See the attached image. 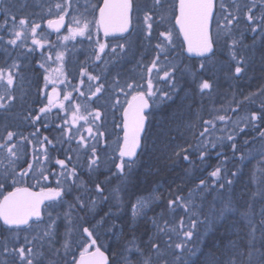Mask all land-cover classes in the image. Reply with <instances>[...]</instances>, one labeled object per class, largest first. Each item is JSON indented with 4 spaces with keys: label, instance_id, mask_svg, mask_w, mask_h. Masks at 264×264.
I'll list each match as a JSON object with an SVG mask.
<instances>
[{
    "label": "snow or ice",
    "instance_id": "1",
    "mask_svg": "<svg viewBox=\"0 0 264 264\" xmlns=\"http://www.w3.org/2000/svg\"><path fill=\"white\" fill-rule=\"evenodd\" d=\"M72 4L73 0H56V2L50 3L47 11L51 15L55 9L56 18L47 20L48 28L59 33ZM27 7V0H16V3L10 6H7V0H0V13H2L0 15V48H3L8 56L12 55L9 49L22 50L10 64L0 67V110H3L5 114V123L0 125L3 127V134L0 135V175H3L6 180L11 179L12 184L16 185L18 181H23L30 172L35 178L33 163H36L39 166L40 178L44 181L48 180V176L45 175L46 162H49L50 159L48 146L55 148V145L47 136L38 137V127L30 136H25L22 132L9 130L7 123L15 104L19 102L23 106L27 103L28 89L31 87V81L26 80L23 75L20 56L27 57L38 50L40 52L38 66L47 73L43 76V88L38 91L43 94L49 84H52L53 88L51 94L46 96L47 104L39 107L38 110H28L22 119L35 127L37 122H42V116L46 119L53 107L65 111L66 115L61 118L63 123L57 125L62 134V142L68 144L69 152L76 154L77 161L81 159V153H83L86 157L85 170L89 174L95 173L104 163L97 154V144L104 135L102 131H99L100 125L97 123L101 121L102 113L99 108H91L87 102L83 104L74 102L72 92H66L62 97L63 101L69 102L67 107L65 103L61 102L56 85L64 83V80L53 78L45 66L48 62L53 61L52 49L59 46L52 45L46 36L38 32L41 29L40 23L29 16L20 15ZM77 11L79 10L77 9ZM85 13L80 16L73 15L70 21L72 26L67 29V35L58 36L57 39L68 42L87 35V38L92 40L93 29L97 36L102 29L104 37L114 33H128V36L123 39L130 47L131 37L134 33L143 36L146 41H151L154 38V25H157L156 38L159 39V43L155 45L156 55L151 65L146 68L148 74L147 93L136 90L142 87L141 85L127 83L121 86L118 76L110 85L113 89H118L120 93H125V88L135 91V94L132 95V102L128 104V108L123 113V146L118 149L120 162L115 165L122 181L127 179L136 163L135 157L137 149L141 147L142 134L145 135V139L147 138L145 122L148 117L144 113L145 109L149 107V99L156 95L153 91L151 78L153 70L159 74L163 66L162 78L174 79L172 73L175 71V66L172 61L168 60V50L176 46L173 31L175 26H179V33L183 35L189 53L195 52L210 60L211 56L216 55L213 50L214 44L217 46L222 44L223 48L227 50L229 60L234 62L231 67L235 78H241L242 74L246 73L248 59L243 53L250 47L244 44V30H240V25L242 23L247 25L246 31L252 34L253 46L257 37L264 44V0H247L246 3L238 2V0H143V3L140 0H101V5H90L85 9ZM214 13H216L215 35L211 31ZM87 14H91L93 19L89 20ZM134 19L135 25L133 24ZM170 20L174 21L171 27L164 31H158L160 25L170 23ZM238 30L239 34H237ZM95 44L98 49L95 53V60L100 61L101 54L105 52L108 45L101 43L98 38L95 40ZM117 48L120 49V53L125 52V44H117L110 49L111 53L119 56ZM162 54L164 55L163 61H161ZM64 58L65 51L55 52V62H58L61 68ZM200 67L204 69L205 65L201 63ZM59 75L63 76L64 74L60 72ZM81 77V86L85 83L83 77H87L89 81L88 99L100 97L105 93V83L101 81L100 75H92L87 68H84L81 70ZM198 87L201 93L205 90L210 92L213 84L207 79H201ZM73 91L79 92V87L73 86ZM259 94L264 95V88L260 90ZM79 95L83 97L86 96V93L79 92ZM254 95L257 93L249 94L244 99L251 101ZM165 97L170 98L167 93H163L161 99ZM116 103H119L118 99ZM239 103L242 102L237 101V104ZM231 111H236V109L232 108ZM230 119L231 117L226 115H216L214 119L203 122L204 128L199 133L200 139L195 146L201 161L208 155L209 147H216V143L212 140L216 129L215 121L227 123ZM243 121L245 128L251 126V128L257 129L259 127L257 122L264 124V103H261L258 110L243 117ZM233 123L240 132L244 131V128L239 127V121ZM85 132L87 135L84 134ZM259 136L264 140V130L259 131ZM216 139L221 141L219 137ZM34 140L39 148L33 145L32 162H28L24 159L26 156L24 149L26 144H33ZM227 140L233 141L231 148L235 154L238 149L234 142V136L229 134ZM73 142L77 145L75 149L71 146ZM177 147L179 150H173L172 155L180 156L181 153H185L182 158L189 161L187 153L193 146L189 145L186 148L178 145ZM245 159V155L242 154L239 157V164L245 166ZM226 160L227 158L221 162V166L215 167L209 174L210 180L199 179V183L189 190L187 195H181L180 191L174 195L170 194L171 198L167 201L168 210L172 213H175L177 209L181 210L187 217V224L184 218H180L177 223L165 220L163 215L159 218L147 217L146 209H149L160 199L159 194L155 191L147 196L137 198L136 203L132 206L133 225L129 228L132 236L124 244L120 264H189L188 257L190 254L194 255L196 249L189 248L188 245L195 243L193 237L198 235L197 224L226 221L230 215L237 212L231 190L234 182L239 181L242 170L238 167L235 172H231L232 179H228V169L224 168L222 175V165ZM21 162L26 163L27 167L18 169L17 165ZM260 163L264 165V161ZM55 164L60 167V172L57 174V187L42 188L39 193L31 191L27 187H14L13 191H9L0 199V222L6 231L13 233V240L17 239L20 231L30 234L24 237L22 243H16L11 247L5 241L2 250L4 258L0 259V264H59L56 260L46 261L45 249L52 256L60 255L61 250L56 248L55 244L58 235L57 220L61 218L58 209L68 203L64 197L72 195L74 187L81 192V195L74 197L75 203H68V210L63 213V218L69 222L73 218L74 212L95 213L98 204L108 200V197L105 196L103 181H94L92 187L89 188L78 174L77 167L75 165L69 167V164H72L71 156H67L66 159H56ZM258 171L259 175L254 172L250 178L252 182H255L256 189L249 193L250 202L247 205V210L240 214L247 221L245 225L247 230L241 228L236 232V239L228 241V245L221 250V257L217 258L213 255L205 261V264H264V208H261L258 219L251 211L254 202L264 203V166ZM3 187V183H0V189ZM118 191L115 190L112 193L114 199H119ZM245 191H247V185ZM213 193H215V203L219 206L213 207L211 216L201 221L202 209L196 201H203L207 195ZM45 201H48V204H45ZM54 212L56 215H53ZM105 215H111V213ZM141 216L149 219L154 228V232L146 241L140 240L135 235V221ZM99 223H104L103 218ZM235 226L234 221L233 227ZM82 231L87 235L88 243L80 252L78 260L72 256L70 260L66 261V264H98L95 260L97 256L101 258L99 264H107V257L99 247H96L93 253L88 251L89 248L96 245L93 232L87 227H84ZM120 234H123V229H120ZM68 236L69 233L65 232V239L61 245L65 256L70 251ZM119 238L118 236L117 239ZM9 256L12 257L11 261L7 259Z\"/></svg>",
    "mask_w": 264,
    "mask_h": 264
},
{
    "label": "rangeland",
    "instance_id": "2",
    "mask_svg": "<svg viewBox=\"0 0 264 264\" xmlns=\"http://www.w3.org/2000/svg\"><path fill=\"white\" fill-rule=\"evenodd\" d=\"M47 1L50 0H33L30 5H28L27 9L23 13H20V15L29 16L38 23L43 22V19L48 18L55 13L54 9L53 14L50 15L48 13V5H45V2ZM87 1L89 2L87 8L90 5H95L96 3V0ZM140 2L143 3V0H140ZM238 2L246 3L247 0H238ZM172 24H174V21L170 20V23L160 25L158 31H164L166 30V28L171 27ZM213 28V35H215L216 19ZM246 28V24L242 23L240 25V30H244V38L252 40V34L246 31ZM173 31L174 42L176 46L168 50V60L172 61L175 66V71L172 73L174 79L166 80L162 78L163 66L161 67V71L159 72V74H157L155 70H153L151 74L153 87H156L155 91L157 92V94H160L162 96L163 93H167L168 97L170 98L166 97L164 100H161L159 96H155L154 98L155 105L152 113L149 114V133L146 134L147 138L145 139V149L143 154H140L138 156L136 163L133 165V167L136 168L135 172L138 171V173H142V168H144L145 170H147L146 172H148V168L153 165L154 162L162 161L161 156L165 152L164 147L166 146V141L168 140H170L173 144V148H171V151L169 153L170 156L173 150H179L177 147L178 145L186 147V142H182L185 140L187 142H192L193 147L189 148L190 151H197L195 150L196 144L194 143V139L192 137L198 136V138H200L199 133L203 131L204 128L203 122L206 120L214 119L216 115H226L227 111L232 107V105H234L233 103L237 104V101H239V96L242 97V100L240 102H244V104H237L239 108H242V113L240 114V116H237L235 118V121H239V125L244 124L243 117L247 116L251 111L250 108L252 103H256L255 106L257 109H259L261 106V104H257L258 102L264 103V95L259 94L260 90L264 88V72H260V70L262 69H259V73H256L254 70L250 71L246 68V73L242 74L241 78H235L233 76V71H231L230 74L228 73V67H231L234 62H231L229 60L227 50L223 48L222 44L217 46L216 55L212 56L210 60L207 59L204 61L190 62L186 60L183 55V45L178 37L176 28H174ZM237 34H239V30ZM153 37L154 38L151 39V41H146L144 40L143 36L134 33L131 37V46L129 47V45L125 42L124 53H120V49H116L117 53H120L119 56L112 54L110 51L113 46L117 45V42H114L111 44V46L105 49L103 56H101V58L103 57L104 59H101L98 63L102 64V66H105V74H103L102 82L105 83L106 91L104 94H102V96L95 98L94 101H97L96 105L100 110L102 109L103 111V119L101 120L99 131H102L101 129L106 131L108 137V145L107 149L104 150V152H108L111 157L109 160L103 163L102 170L100 168L99 171L89 174L85 170L86 157L83 155V153H81V159L77 161L76 154L74 152H69L68 144L62 142V134L60 132V140L62 144L60 159H66L67 156H71L72 164H69V167H72L73 165L77 167L78 174L86 182L89 188H91V182L87 181V178L95 176L101 173V171L103 172L102 175L105 176L104 183H113V185H105V192L108 200L103 203L107 205V208H109L107 213H111V215H107V217H110L114 221L111 225L106 226L102 229L93 227L92 232L98 246L114 257L115 264H120L121 253L123 252L124 244L127 240L131 239L132 233L129 231V228L133 225L132 206L136 203L137 198L147 196L155 191L159 194L160 199L149 209H146L147 217L159 218L161 215H163V218L165 220L176 221L177 223L180 218H184L187 224V217L181 210L177 209L175 213H172L168 210L167 206L166 208H164L163 206L164 204H167L166 200L171 198L170 194L174 195L177 191H180V194H183L184 189L182 186L184 185V182L187 180V178L192 176L188 175L187 173L192 172L193 169H184L183 171L185 172V174L176 179L180 181V188L177 190H171L168 186H166L164 182L146 184L141 187L139 186V189H134L136 182L134 178V170L132 169L127 179L122 181L120 174L115 167V165L120 162L118 149L121 147L123 142V138H121V127L119 126V131H116V127L120 123L116 115L118 111L119 113L121 112L124 104H126L130 96L134 95L135 91L125 88V93L127 94L120 93L118 89H113L112 87H110V85L113 84L114 78L118 76L121 86L127 83H133L134 85L142 86L136 89L137 91H147L148 74L146 68L151 65L152 60L155 58V45L159 43V39L156 38L157 25H154ZM62 50H65V48H62ZM244 52L245 53L243 54L246 56V50ZM248 52L250 53V57L246 56L248 59V66L251 64L264 66V44L261 43L259 37L256 38L255 45L252 46V48L250 47ZM72 53L73 50L71 51V54ZM76 56L79 58V52L76 54ZM163 60L164 55L162 54L161 61ZM4 62L5 53L3 48H0V67L4 65ZM201 63L205 65L204 69H201ZM80 64H85L84 59H81L72 65L75 66ZM75 69L76 67H73V69H70L68 71L70 76H75L76 72H73ZM201 79H207L213 84V88L210 92L208 90H205V92L203 93L200 92L198 84ZM244 81H246V84L253 86V88L251 87V89H248L247 91L239 90L238 94L237 84H241ZM223 82H225L226 84L224 87L223 85H221ZM254 86H256V88H254ZM222 91H224L226 97H223L224 93H222ZM252 93H257V95L252 96L251 101L244 99L245 96H249V94ZM117 99L119 100L118 104L116 103ZM168 109H171L174 114L177 112H181L184 117H182V120H176L174 121V124H171V122L168 121L167 118H165V113ZM189 112L193 113V119L187 118V114H189ZM1 117L0 125H3L5 123V119ZM9 122L11 121H7L8 124ZM62 123L63 121L61 120V124ZM215 123V133H219V130H217L219 126H224L226 124L230 126V123L233 124V122L229 121H227V123L215 121ZM95 130L96 129L94 128V131ZM103 133L105 132L103 131ZM2 134L3 127L0 126V135ZM84 134L87 135L86 132ZM71 146L73 149L77 147L75 142H73ZM262 153L264 152L252 151L248 153V156H246L244 162L245 166H240L242 175L240 176L239 181L234 182L232 186L231 195L234 203H238L239 205L241 204V206L244 207L245 211L247 210V205L250 202L249 193L255 191L256 189L255 182H252L250 179L251 175L254 172L259 175L260 173L258 169L264 166L260 163L261 161H264V155H261ZM27 157L29 158L27 161L32 162V149H30ZM22 164L23 162L18 164L17 168L20 169V167H22ZM247 165L249 167H247ZM48 166L49 164H46L47 171H49L50 168V166ZM57 168L60 172L59 165H57ZM194 170L197 169L194 168ZM125 171L127 172V169ZM28 176L30 177V175ZM28 180L35 186H44L43 183H38V181L40 180L33 178V176H31L30 178L25 177L23 181H18L16 185H13L11 179L6 180L3 175H0V183H3L4 185V187L0 189V199L7 191H9L10 188L21 186ZM246 185L247 191H245ZM55 186L57 187V185ZM115 190H119V199H114L112 196V193ZM76 195H81V192L74 187L72 195H66L64 199L68 203H75L74 197ZM128 201L132 202L130 210L127 209L129 203ZM68 203L64 204L61 208L58 209V212L61 214V218L57 220L58 235L56 237L57 242L55 244V247L61 250L60 255L52 256L45 249L46 261L56 260L59 262V264H66V261L70 260L72 256L77 257V255L81 251H83L84 246H86L88 243V239L85 233H83L82 229L85 227V224L92 222V213L88 214V221L85 219V215L82 212H74L73 218L69 222L68 220H65L63 218V213L68 210ZM259 203V201L254 202L251 209L257 219L258 214L261 210V207H258L256 205ZM218 206L219 205L216 204V207ZM53 215H56V213L54 212ZM142 218L144 217L141 216L136 219L134 227L142 222ZM143 222L148 224L147 228H144L143 226L142 232L138 231L135 233V235L140 238V240L146 241L148 237L151 236L154 232V228L149 219H145V221ZM245 224H247L246 220ZM113 225H115V227H113ZM238 225L239 223L236 224L235 227L232 226V230H234L232 232L236 233L240 231ZM120 229H123V234H120ZM65 232L69 233L68 239L70 241V251L67 256H65L64 250L61 248V245L63 244L65 239ZM26 235L30 234L26 231H20L17 235V239L13 240V233L6 231L4 228H0V259L4 258L2 255V250L3 243L5 241L11 247L16 243H22ZM118 236L120 237L119 239H117ZM203 241L204 237L201 242ZM203 245V249L201 248L202 254L199 258V264H205V261L211 258L213 255H215L217 258L221 257V253L215 254V252L210 248L204 249L208 246L207 241ZM92 248L93 247L89 248L88 250H91ZM198 252H196L194 255H189V264H195L193 263V261L195 260V255ZM7 259L11 261L12 257L9 256L7 257Z\"/></svg>",
    "mask_w": 264,
    "mask_h": 264
},
{
    "label": "flooded vegetation",
    "instance_id": "3",
    "mask_svg": "<svg viewBox=\"0 0 264 264\" xmlns=\"http://www.w3.org/2000/svg\"><path fill=\"white\" fill-rule=\"evenodd\" d=\"M32 1L33 0H27L28 5H30ZM54 2H56V0L54 1L50 0V1L45 2L46 3L45 5H49L50 3H54ZM14 3H16V0H7V6H10ZM88 3L89 2L87 0H73L72 8L69 10V14L65 18L64 27L60 29L59 33L55 32L53 29L48 28L47 26V20L55 19L56 18L55 15H52L48 18L43 19L44 21L40 22L41 29L38 30V32L42 33L44 36L47 37V39L51 42L52 45L59 46V47L52 49L53 61L48 62L45 66L49 69V72L53 75V78L57 80H64V83H58L56 87L60 93L61 102L65 103L66 107L69 104V102L63 101L62 97L66 92H72L74 102L81 103V104L87 102L91 108H99L96 105L97 101H94L95 98L88 99L87 97L88 86H89V81L87 80V77H83L85 83L82 86L80 85V80L82 78L81 70L84 68H87L88 72L91 73L92 75H100L101 81H102L103 74H105V71H104L105 66L104 65L102 66V64H98L100 61L95 60V53L96 51H98L97 46L95 44V40L98 38L101 43H107L109 47L114 42H117V44H121V43L125 44L123 37L128 36L127 34L122 37H104L101 30L97 36L95 29H93L92 40H89L87 38V35L84 37H77L75 40H70L68 42H63L62 40H58L57 39L58 36L67 35V29L70 26H72L70 24V21L73 15L80 16V14H86L85 9L89 5ZM95 5H101V0H96ZM77 9L79 11H77ZM0 15H2V13H0ZM96 15L98 16V13ZM87 18L89 20H92L93 16L91 14H87ZM133 24L135 25V19L133 20ZM65 44H66V47H65ZM251 45L253 46V43H251ZM29 46H31L30 43H29ZM62 48H65V50H62ZM117 49L119 50V48ZM72 50H73V53L71 54ZM9 51L12 53V55L8 56L5 54V62H4V65H2L1 67H6L8 64L12 62L13 59L17 57V55H19L22 52L21 49H16V50L9 49ZM45 51L47 52L48 49L46 48ZM56 51H65V58L63 61L62 68L58 62H55L54 55ZM78 52H79V58L76 56ZM101 56H103V54ZM81 59H84L85 64H80V65H75V66L72 65ZM101 59H104V58L102 57ZM39 60H40L39 50L31 55H28L27 57H24L23 55L20 56V62L23 66L22 67L23 75L25 76L26 80L31 81V87L28 89L29 95H28L27 103L21 106V104L17 102L15 106L12 108L11 115L8 117L7 121H11L9 122V125H10L9 130L22 132L25 136H30V134L35 131V128L38 127L39 128L38 137L42 138L43 136H47L48 139L52 141L53 145H55V148H53L52 146H48L50 159H49V162H46V164H49L50 168H49V171H47L45 167V175L48 176L47 181H44L43 179L40 178L39 166L36 163H33V168L35 170V179L40 180L38 181V183H43L44 186L42 187L35 186L29 180L25 182L23 185H21V186H30L33 189L41 190L42 188L43 189H47L49 187L55 188V187H52L51 185L57 184V179H58L57 174L59 173V171H58L57 165L55 164V160L60 159L61 147H62L61 140H60L61 131L57 127V125H61V120H62L61 118L64 117L66 113L65 111H62L61 109H59L58 107H53L51 111L47 114L46 119L45 117L42 116L41 118L42 122H37L35 127L31 123L23 121L22 117L27 114L28 110H38L39 107H42L45 104H47L46 96L50 95L52 92V88H53L52 84L48 85L47 90L43 94H41L38 91V89L43 88V85H44L43 76L47 74L44 72V69L39 68L38 63H37V61ZM73 67H76V69L73 71V72H76V74L75 76H72V75L70 76L68 71L70 69H73ZM247 69H249L250 71L251 70L259 71V69H262L260 70V72H264V66H261V65L258 66V65L251 64L247 67ZM228 71L230 72L233 71L232 67H228ZM60 72H63L64 75L60 76L59 75ZM73 86L79 87V92H85L86 96L82 97L79 95L78 91H73ZM155 90H156V87L155 88L153 87V91L156 93L155 96H159V98L161 99V95L157 94ZM145 93H147V91ZM155 96L149 99L152 105V110L150 114L152 113L154 105H155L154 103ZM165 98L161 100H164ZM131 100H132V96H130L129 100L126 102V104H124L121 112L119 113L118 111L116 115L117 119L120 121L119 125L116 127V131H119L120 129L119 126H120L121 127L120 129L121 138H123V130H122L123 112ZM100 111L101 113L103 112L102 109ZM0 114H1L0 117L3 116L1 118L4 119L5 114L3 110H0ZM182 117H184V115H182L181 112H177L174 114L171 109H168L165 113V118H167L168 121L171 122V124H174V121L176 120H182ZM187 118L193 119V113L189 112V114H187ZM102 119H103V116L101 117V120ZM97 123L100 124L101 126V121ZM45 125L47 126L45 127ZM101 130L102 132L104 131L105 133L103 137L100 138V142L97 144V154L101 157V160L104 161L105 163L111 157H110V154H108V152H104V150L107 149L108 137H107L106 131L103 129ZM257 136L260 138L259 133ZM168 141L171 142L170 140ZM261 142H262V145H261L262 147L260 146ZM256 144L258 147L262 148L261 151H264V140L260 138V140L256 141ZM33 145H35L36 148H39V145L36 143L35 140L33 141V144H26L25 149H24L26 156L24 159L26 160L29 159L27 157V154L30 152V149L33 150ZM143 145H145V138L143 140ZM122 146H123V142H122L121 147ZM23 167H27V164L23 163L20 169ZM29 175L31 177L33 176V173L30 172ZM27 177L30 178L29 176ZM21 186H18V187H21ZM0 226L4 228L2 225Z\"/></svg>",
    "mask_w": 264,
    "mask_h": 264
},
{
    "label": "trees",
    "instance_id": "4",
    "mask_svg": "<svg viewBox=\"0 0 264 264\" xmlns=\"http://www.w3.org/2000/svg\"><path fill=\"white\" fill-rule=\"evenodd\" d=\"M251 43H253V39L249 40L247 38H244V44L245 45H248L252 48ZM250 47L246 49V56L247 57L248 56L250 57V53L248 52ZM259 51H261V50H259ZM188 61H190V60H188ZM190 62H197V61H190ZM255 72L259 73V71H255ZM228 73L230 74L231 72L229 71ZM221 85H223V87H224L226 84H225V82H223ZM251 87L253 88V86L246 84V81L242 82L241 84L238 83L237 84V90H238L237 92L239 94V90L247 91L248 89H251ZM254 88H256V86H254ZM235 90H236V87H235ZM222 93H224V91H222ZM232 93H233V91H232ZM223 97H226L225 93H224ZM238 100L241 101L242 97L239 96ZM233 104L234 105H232V107L226 113V116L231 117L229 122H234L235 118L237 116H240V114L242 113V108H239L238 105L235 103H233ZM242 104H244V102ZM257 104H261V103L258 102ZM255 105H256V103L251 104V108H250L251 111L249 110L250 111L249 114L252 111L258 110ZM232 108H235L236 111H231ZM204 114H206V113H204ZM257 123L259 125V127L257 129H253V128H251V126L245 128L244 124H243L244 126L239 125L240 128H244L243 132H240L238 129H236L234 123L233 124L230 123V126L228 124H226L224 126L223 125L219 126L217 128V130H219V133L214 132L213 136H212V140H213V142L216 143V147L215 148L209 147L208 155L205 157V159L203 161L200 160L199 152H197V151H190V150L188 151L187 155L189 156L190 162L183 160L182 157L185 153H181L180 156H173L172 154L170 156V154H169L170 152L166 151L167 147L165 146L164 147L165 152L161 156L162 161L161 162H159V161L154 162V164L148 168V170H149L148 172H146L147 170L142 168L141 169L142 173H138V171L135 172V170H136L135 167L132 168L135 172V175H134V178L136 181L135 182V188H138L139 186L141 187V186L146 185V184H152L155 182H164L166 184V186H168L171 190H174V189L177 190L180 188V184H179L180 181L176 180V179H178L179 177H181L182 175L185 174V172L183 171L184 169H188V170L193 169L192 172L187 173L188 175H192V176L187 178V180L184 182V185L182 186L184 190H183V194H181V195H187V192L189 190H191L192 188H194L199 183V179L203 178L205 180H210L209 174L215 169V167L221 166V162L225 161V158H227V160L222 165V175L224 174L223 169L226 168V169H228L227 177H228V179H231L232 178L231 172H235L238 167L242 166L239 164V157L242 154L245 155V157H246V156H248V153H250L252 151L253 152L254 151L255 152H257V151L264 152V151H261L262 142L260 143L261 147H258L256 144V141L260 140V138L257 135H258L259 131L264 129V124H260L259 122H257ZM222 128H224V129H222ZM148 133H149V131L147 132V134ZM229 134H232L234 136V142L236 143V146L238 149L235 152V154H233V151L231 148V144L233 143V141L227 140V136ZM218 137L221 138V141H217L216 138H218ZM192 138L194 139V143L197 145V142L200 138H198V136H194ZM182 142L183 143L186 142L185 146L187 148L189 145H192L191 141L187 142L185 140ZM144 149H143L141 155L143 154ZM102 166H103V164L100 167L101 170H102ZM247 167H249V166L247 165ZM194 168L197 170H194ZM102 174H103V172L101 171V173L87 178V181L91 182V187H92L94 181H103L104 182L105 176H103ZM8 180H10V179H8ZM55 185H57V184H52L51 186L56 187ZM105 185L109 186V185H113V183L112 182H110L108 184L104 183V187H105ZM11 189H13V188H10L9 190H11ZM89 195H91V194H89ZM105 196H107L106 192H105ZM167 201L168 200H166V203H167ZM196 203L198 205H200V208L202 209V214L200 216V220L204 221L206 217L211 216V211H212L213 207H216L215 193H213L212 195H207L203 201L197 200ZM131 205H132V202H129L128 208H127L128 210H130ZM159 205H160V203H159ZM235 205L237 207V212L233 215H230L226 221L209 222L210 224H208V223H198L197 224L196 232L198 235L193 237V240L195 241V243H190L188 245L190 248L196 249L195 253L199 251L195 255V260L193 261V263L199 264V261H200L199 258L202 254V249L204 247L203 244L206 241L208 242V246L205 247L204 249L210 248L211 250H213L215 252V254H218V253L220 254L221 250L224 249L228 245V239L229 240L230 239H232V240L236 239V233L232 232V231H234V230H232V226H233L234 221L236 224L239 223L238 226L240 229L243 228L245 231L247 230L245 227L246 224H245L244 217L240 215L242 212L245 211L244 207L241 206V204L239 205L238 203H235ZM256 205L258 207L264 208V203H259ZM106 206L107 205L104 204L103 202L99 203L97 206L96 212L91 214L93 216L92 222L85 224V227L89 228V230L92 231L93 227H97V228L102 229L106 226L111 225L114 220H112L110 217H107V215H105L109 210V208H107ZM166 206H167V204H164L163 207L166 208ZM82 213L85 215V219L89 221L88 214H90V213H85V212H82ZM102 218L104 220V223L101 224L99 222L101 221ZM141 221L142 222L139 225L135 226V233L138 231L142 232L143 226H144V228H147L148 224L143 222V221H145V219L142 218ZM127 225H126V227H127ZM0 228H2V227L0 226ZM203 237H204V241L201 242ZM201 244L203 245V247ZM190 256H191V254H190ZM111 264H115V260H114L113 256H111Z\"/></svg>",
    "mask_w": 264,
    "mask_h": 264
},
{
    "label": "water",
    "instance_id": "5",
    "mask_svg": "<svg viewBox=\"0 0 264 264\" xmlns=\"http://www.w3.org/2000/svg\"><path fill=\"white\" fill-rule=\"evenodd\" d=\"M215 14V13H214ZM64 27V26H63ZM177 28H178V31H179V26H177ZM62 29V28H61ZM211 30H212V25H211ZM101 31H102V33H103V30L101 29ZM125 34H127V33H124V34H120V33H114V34H110L109 36H111V37H117V36H121V35H125ZM180 34V37H181V39H182V41H183V43H184V46H185V55L188 57V58H192V59H198V58H204V57H201V56H199V55H197L195 52H193V53H189V52H187V44H186V42H184V39H183V35L181 34V33H179ZM104 35V34H103ZM213 50H215V48H213ZM210 55V54H209ZM132 102V101H131ZM149 102V107L147 108V109H145V115L151 110V103H150V101H148ZM128 108V105H127V107H126V109ZM125 109V110H126ZM124 113V112H123ZM147 122H148V119H147V121L145 122V131H146V127H147ZM123 123H124V115H123V122H122V128H123ZM123 136H124V128H123ZM143 134H142V136H141V147L139 148V149H137V155H136V157L138 156V154H139V152H140V150H141V148H142V139H143ZM136 157H135V159H136ZM23 187H27V186H23ZM27 188H29L31 191H33V192H37V193H39L41 190H33V189H31L30 187H27ZM13 191V190H12ZM45 204H48V201H45ZM2 223V222H1ZM96 247H98L97 245H95V248ZM95 248L93 249V250H90L89 251V253H93V252H95ZM99 249H100V251L104 254V256H106L107 257V264H111V258H110V255L108 254V252H106L105 250H103V249H101L100 247H99ZM79 259V256L77 257V260ZM95 260L98 262V264H99V262H100V260H101V258L99 257V256H97V257H95Z\"/></svg>",
    "mask_w": 264,
    "mask_h": 264
},
{
    "label": "bare ground",
    "instance_id": "6",
    "mask_svg": "<svg viewBox=\"0 0 264 264\" xmlns=\"http://www.w3.org/2000/svg\"><path fill=\"white\" fill-rule=\"evenodd\" d=\"M166 147H167V152H170L171 151V148H173V144H171V143H169L168 141H166ZM134 189H139V187L138 188H134Z\"/></svg>",
    "mask_w": 264,
    "mask_h": 264
}]
</instances>
